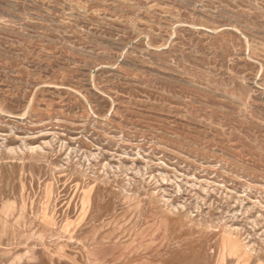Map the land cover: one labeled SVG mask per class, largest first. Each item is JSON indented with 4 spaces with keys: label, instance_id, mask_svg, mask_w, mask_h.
<instances>
[{
    "label": "rangeland",
    "instance_id": "obj_1",
    "mask_svg": "<svg viewBox=\"0 0 264 264\" xmlns=\"http://www.w3.org/2000/svg\"><path fill=\"white\" fill-rule=\"evenodd\" d=\"M0 264H264V0H0Z\"/></svg>",
    "mask_w": 264,
    "mask_h": 264
}]
</instances>
